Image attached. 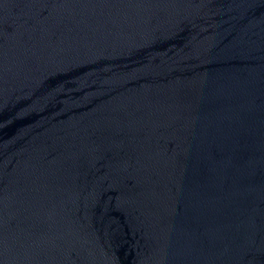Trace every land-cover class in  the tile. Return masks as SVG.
<instances>
[{"label":"water","instance_id":"95a60500","mask_svg":"<svg viewBox=\"0 0 264 264\" xmlns=\"http://www.w3.org/2000/svg\"><path fill=\"white\" fill-rule=\"evenodd\" d=\"M0 264H264V0H0Z\"/></svg>","mask_w":264,"mask_h":264}]
</instances>
